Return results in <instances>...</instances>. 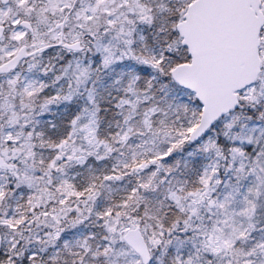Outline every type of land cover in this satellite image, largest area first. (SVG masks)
Segmentation results:
<instances>
[{"label": "snow or ice", "instance_id": "6c2138e0", "mask_svg": "<svg viewBox=\"0 0 264 264\" xmlns=\"http://www.w3.org/2000/svg\"><path fill=\"white\" fill-rule=\"evenodd\" d=\"M0 264H264V0H0Z\"/></svg>", "mask_w": 264, "mask_h": 264}]
</instances>
